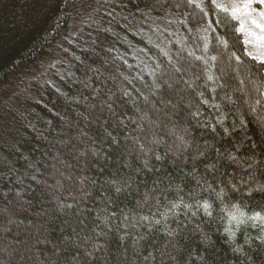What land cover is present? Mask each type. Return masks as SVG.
I'll use <instances>...</instances> for the list:
<instances>
[{"label":"trees","instance_id":"obj_1","mask_svg":"<svg viewBox=\"0 0 264 264\" xmlns=\"http://www.w3.org/2000/svg\"><path fill=\"white\" fill-rule=\"evenodd\" d=\"M246 2L0 0V264H264Z\"/></svg>","mask_w":264,"mask_h":264},{"label":"rangeland","instance_id":"obj_2","mask_svg":"<svg viewBox=\"0 0 264 264\" xmlns=\"http://www.w3.org/2000/svg\"><path fill=\"white\" fill-rule=\"evenodd\" d=\"M261 12H264V5H262L261 7H256V6H251V8L246 9L243 6H240L238 8H236V13L238 14V16L240 17V19L242 20V25L243 28L245 30L248 42H249V47L250 50L253 52V54H255L256 56H258L261 59H264V47H259L260 45V40L258 39V37H260L261 35H264V33H261L260 29L256 26L255 23H253V20H255L257 23L260 24H264V18H262L259 14ZM52 58V57H51ZM50 59V58H49ZM48 59H46L45 61H47ZM43 64V66L38 69V68H34L31 70L30 75L35 74V71H43V69L46 68L45 65ZM17 81L15 79H12L10 81V88H16V83ZM11 89V91H13ZM10 91V92H11ZM3 92L0 94V99L3 98Z\"/></svg>","mask_w":264,"mask_h":264},{"label":"snow or ice","instance_id":"obj_3","mask_svg":"<svg viewBox=\"0 0 264 264\" xmlns=\"http://www.w3.org/2000/svg\"><path fill=\"white\" fill-rule=\"evenodd\" d=\"M253 3H256L258 5H264V0H247V2L244 3L243 7L246 9H249V8H251ZM259 15L262 18H264V12H261ZM253 23L256 24V26L260 29L261 33H264V24L257 23L255 20H253ZM258 39L260 40L259 47H264V35H261L260 37H258ZM248 55H251V53H248ZM252 58L258 59V57H256V56H253ZM260 63L264 64V59H261ZM257 103H259V101ZM258 123L260 124V126L262 128H264V117H259ZM241 127H244L243 121L241 122ZM213 131H215L214 127H213ZM224 131L228 132V129L225 128ZM157 159H159V157H157ZM120 190H121L120 188L115 189L116 192H119ZM204 207H205L206 214L211 216L212 213L210 211H208V209L210 208V205H205ZM228 215L230 216V220L235 221L237 223V225L244 223V219H243L244 214L243 213H239V215H237L236 213H228ZM251 219L253 221L261 222V227L264 228V216H262L260 213H256L254 216L251 217ZM231 235L234 236L235 234L231 233ZM261 242L264 243V240H262ZM89 255H91V253H89Z\"/></svg>","mask_w":264,"mask_h":264}]
</instances>
